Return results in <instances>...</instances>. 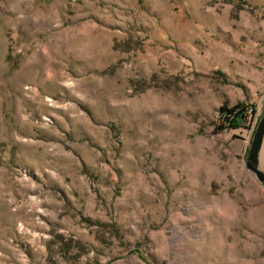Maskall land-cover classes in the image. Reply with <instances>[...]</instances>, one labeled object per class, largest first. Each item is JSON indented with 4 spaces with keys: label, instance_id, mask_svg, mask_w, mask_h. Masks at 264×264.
I'll return each mask as SVG.
<instances>
[{
    "label": "rangeland",
    "instance_id": "1",
    "mask_svg": "<svg viewBox=\"0 0 264 264\" xmlns=\"http://www.w3.org/2000/svg\"><path fill=\"white\" fill-rule=\"evenodd\" d=\"M238 104L264 0H0V264H264Z\"/></svg>",
    "mask_w": 264,
    "mask_h": 264
},
{
    "label": "water",
    "instance_id": "2",
    "mask_svg": "<svg viewBox=\"0 0 264 264\" xmlns=\"http://www.w3.org/2000/svg\"><path fill=\"white\" fill-rule=\"evenodd\" d=\"M264 142V108L249 149L247 167L264 183V172L259 168V155Z\"/></svg>",
    "mask_w": 264,
    "mask_h": 264
},
{
    "label": "built area",
    "instance_id": "3",
    "mask_svg": "<svg viewBox=\"0 0 264 264\" xmlns=\"http://www.w3.org/2000/svg\"><path fill=\"white\" fill-rule=\"evenodd\" d=\"M246 109V117L241 123V128L244 129L247 133L250 134V137L253 136L255 130L257 129V126L259 124L260 118H261V108H256L255 106H248ZM234 116L230 117L229 119H226L221 123L226 124V127H229L232 119Z\"/></svg>",
    "mask_w": 264,
    "mask_h": 264
},
{
    "label": "trees",
    "instance_id": "4",
    "mask_svg": "<svg viewBox=\"0 0 264 264\" xmlns=\"http://www.w3.org/2000/svg\"><path fill=\"white\" fill-rule=\"evenodd\" d=\"M219 112H220V115L223 121L234 116L229 126L234 124L236 125L237 128L241 127V123L246 117V109L242 105H239V104L233 107L222 106ZM225 129H227L226 124L220 123L218 130L224 131Z\"/></svg>",
    "mask_w": 264,
    "mask_h": 264
},
{
    "label": "crops",
    "instance_id": "5",
    "mask_svg": "<svg viewBox=\"0 0 264 264\" xmlns=\"http://www.w3.org/2000/svg\"><path fill=\"white\" fill-rule=\"evenodd\" d=\"M236 130H238L240 133V135L238 136L236 135V137L243 140V142H245V144L249 148L251 145V141H252V137L250 138V134L244 131V129H242L241 127H239ZM259 168L264 172V142H263V146H262V149L259 155Z\"/></svg>",
    "mask_w": 264,
    "mask_h": 264
}]
</instances>
